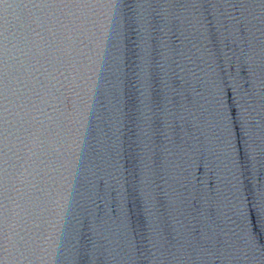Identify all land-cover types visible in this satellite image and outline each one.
<instances>
[{"label":"water","instance_id":"1","mask_svg":"<svg viewBox=\"0 0 264 264\" xmlns=\"http://www.w3.org/2000/svg\"><path fill=\"white\" fill-rule=\"evenodd\" d=\"M262 192L264 0H0V264H264Z\"/></svg>","mask_w":264,"mask_h":264},{"label":"snow or ice","instance_id":"2","mask_svg":"<svg viewBox=\"0 0 264 264\" xmlns=\"http://www.w3.org/2000/svg\"><path fill=\"white\" fill-rule=\"evenodd\" d=\"M218 103L221 104V108H223V101H219ZM223 111H221V115H223ZM250 207L247 208V209H242L241 210V216L245 222V229L246 231L248 230L247 229V222L249 221V215L248 213L254 209L255 210V213H256V218L258 220H260L262 223H264V192L260 193L259 196L253 201V200H249L248 201ZM249 234V237L255 241V236H254V233L249 231L248 232ZM257 248L261 249V250H264V244H256L255 245Z\"/></svg>","mask_w":264,"mask_h":264}]
</instances>
